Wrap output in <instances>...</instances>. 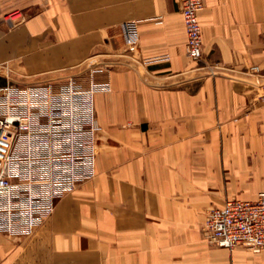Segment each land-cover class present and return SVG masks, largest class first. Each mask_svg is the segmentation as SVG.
Returning a JSON list of instances; mask_svg holds the SVG:
<instances>
[{"label":"crops","instance_id":"1","mask_svg":"<svg viewBox=\"0 0 264 264\" xmlns=\"http://www.w3.org/2000/svg\"><path fill=\"white\" fill-rule=\"evenodd\" d=\"M182 8L0 0V86H87L92 72L110 86L96 94L95 176L32 234L0 231V264H264V249L219 246L205 229L210 209L264 190V0H204L199 60Z\"/></svg>","mask_w":264,"mask_h":264},{"label":"built area","instance_id":"2","mask_svg":"<svg viewBox=\"0 0 264 264\" xmlns=\"http://www.w3.org/2000/svg\"><path fill=\"white\" fill-rule=\"evenodd\" d=\"M187 54L203 55L199 13L204 0H182ZM138 20L123 23L125 41L135 50ZM258 70V66H254ZM110 89L92 72L83 86L70 78L52 84L0 86V231L30 235L50 216L59 198L96 174V94ZM264 100V94L261 96ZM18 150V152H16ZM209 240L233 248L264 249V190L254 200L229 198L207 212Z\"/></svg>","mask_w":264,"mask_h":264}]
</instances>
